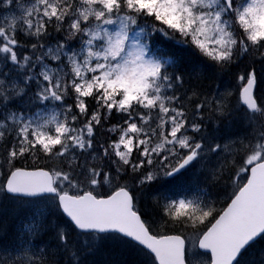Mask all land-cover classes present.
<instances>
[{
	"label": "snow or ice",
	"instance_id": "6c2138e0",
	"mask_svg": "<svg viewBox=\"0 0 264 264\" xmlns=\"http://www.w3.org/2000/svg\"><path fill=\"white\" fill-rule=\"evenodd\" d=\"M0 264H264V0H0Z\"/></svg>",
	"mask_w": 264,
	"mask_h": 264
}]
</instances>
